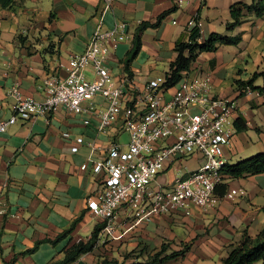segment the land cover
<instances>
[{"label":"crops","instance_id":"1","mask_svg":"<svg viewBox=\"0 0 264 264\" xmlns=\"http://www.w3.org/2000/svg\"><path fill=\"white\" fill-rule=\"evenodd\" d=\"M177 1L113 0L105 11L103 0H14L9 7H0V121L13 114L14 101L7 95L11 85L18 83L23 96L42 101L43 80L65 77L63 67L85 49L100 22L104 29L117 22L126 24L127 38L110 50L105 65L116 82L128 75L124 86L129 92L169 70L176 57V43L188 41L194 28L189 21L196 18L201 24L199 41L211 33L241 38L237 45L199 54L189 68L193 75H209L211 93L234 100V121L240 119L245 124L223 147L224 163L234 164L263 152L264 76L253 82L262 91L240 89L237 82L264 72V17L250 14L229 30L231 6L251 0ZM163 12L167 14L157 27L141 32L140 49L125 71L123 60L137 27L142 22L153 23ZM85 75L94 78L89 68ZM91 105L95 112L74 114L60 107L45 116H18L0 131V193L7 185L6 213L0 216V264H53L63 259L68 247L87 242L93 229L101 226L100 219L87 208L88 198L99 187L90 161L99 158L111 142L124 147L128 134L119 124L99 132L97 112L106 104L96 95ZM63 133L69 137L64 138ZM77 137L83 142L72 152ZM90 144L96 147L95 152ZM83 163H87L86 170L81 169ZM201 164L200 154L172 163L156 177L153 187L168 188L179 171L188 173ZM221 183L227 190L243 189L245 194L233 198L217 195L213 208L192 207L187 216L164 215L136 225L131 210L122 206L117 211L114 238L95 243L91 252L69 264H133L145 261L162 245L167 246L163 254H168L181 250L184 244L189 245L184 256L163 264H220L229 245L239 243L244 234L255 237L264 226V173L224 176ZM78 217L69 233L55 244L49 242Z\"/></svg>","mask_w":264,"mask_h":264},{"label":"built area","instance_id":"2","mask_svg":"<svg viewBox=\"0 0 264 264\" xmlns=\"http://www.w3.org/2000/svg\"><path fill=\"white\" fill-rule=\"evenodd\" d=\"M103 1L105 11L113 0ZM189 25L199 28L201 24L191 18ZM125 28V22H117L111 29H104L100 22L85 49L62 66L65 77L50 76L43 80L42 101L23 96L18 83L11 85L7 95L14 101L13 114L0 121V131H4L18 116L28 119L45 116L60 107L74 114L95 112L92 99L96 95L102 97L106 106L97 112L98 131L105 132L119 124L128 134V141L124 147L111 142L99 158L90 161L99 187L88 198L87 208L102 222L96 243L114 238L116 215L122 206L131 210L135 225L164 215L187 216L192 207L213 208L219 199L215 188L223 177V147L230 144L236 132V103L213 95L211 77L207 74L185 71L171 88L164 86V74L129 92L124 86L129 81L128 75L119 82L112 80L105 60L110 50L127 38ZM88 68L94 78L85 75ZM63 137H69L68 133H63ZM75 142L72 152L77 151L83 139L77 137ZM90 147L92 152L96 151L93 144ZM194 154L202 156L198 169L179 171L168 188L153 187L156 177L167 166ZM87 167V163L81 165L82 170ZM6 188L4 184L3 190ZM4 191L0 193V216L6 213ZM244 194L243 189L233 188L224 196Z\"/></svg>","mask_w":264,"mask_h":264},{"label":"trees","instance_id":"3","mask_svg":"<svg viewBox=\"0 0 264 264\" xmlns=\"http://www.w3.org/2000/svg\"><path fill=\"white\" fill-rule=\"evenodd\" d=\"M13 2L14 0H0V7L7 8ZM230 13L232 21L227 24V28L232 30L239 26L244 21V18L250 14H253L258 18L264 17V1L251 0L250 3L233 4L231 6ZM166 14L167 12H163L157 16L153 23L142 22L137 27L132 39L131 49L127 53L125 60H123L125 71H128L129 63L135 58L140 49L141 32L147 27H157ZM200 36L199 28L194 27L191 29L187 42L178 41L176 43V57L170 64L169 70L165 73L166 82L164 86L167 88L175 86L181 79L182 73L190 70V64L195 61L199 54L215 51L219 46L223 45H237L241 40L240 36H228L219 33H211L205 39L199 41L198 39H200ZM258 76H264V72L253 74V76L246 82L238 81L237 85L240 89L249 88L250 90L262 91L261 88L253 86L254 79ZM234 125L237 131L245 129V124L241 122L240 119H237L234 122ZM221 171L223 177L227 176L229 178H242L248 175L264 173V151L234 164H224ZM226 191L227 185L224 183L218 184L215 188L216 195H223ZM79 219L80 217L75 219L68 230L58 235L55 239L49 240V242L55 244L72 230L74 224ZM101 228L102 225L96 226L87 242H78L68 247L65 250L63 259L54 262L53 264H69L75 261L78 256L91 252L95 246L97 235ZM166 249L167 246L162 245L158 252L149 256L145 261H136L133 264H163L169 260L184 256L189 250V245L184 244L182 249L179 251H172L168 254H163ZM259 261H264V226L255 237H250L244 234L239 243L229 245L227 256L220 264H255Z\"/></svg>","mask_w":264,"mask_h":264},{"label":"rangeland","instance_id":"4","mask_svg":"<svg viewBox=\"0 0 264 264\" xmlns=\"http://www.w3.org/2000/svg\"><path fill=\"white\" fill-rule=\"evenodd\" d=\"M219 34H222V33H219ZM254 56L256 57V55H255V54H254ZM252 65H254V64H251V65H250V67H252ZM192 74H193V73H192Z\"/></svg>","mask_w":264,"mask_h":264}]
</instances>
